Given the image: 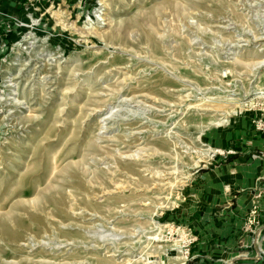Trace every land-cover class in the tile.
Listing matches in <instances>:
<instances>
[{
  "label": "rangeland",
  "instance_id": "1",
  "mask_svg": "<svg viewBox=\"0 0 264 264\" xmlns=\"http://www.w3.org/2000/svg\"><path fill=\"white\" fill-rule=\"evenodd\" d=\"M262 249L264 0L0 3V264Z\"/></svg>",
  "mask_w": 264,
  "mask_h": 264
},
{
  "label": "crops",
  "instance_id": "2",
  "mask_svg": "<svg viewBox=\"0 0 264 264\" xmlns=\"http://www.w3.org/2000/svg\"><path fill=\"white\" fill-rule=\"evenodd\" d=\"M3 1L4 0H0V3L3 2ZM239 242H240V240L239 241H233V240L231 241V240H229L228 242H226V244L228 246L227 249H232L233 246L237 245ZM242 247L243 246H239L240 249H242Z\"/></svg>",
  "mask_w": 264,
  "mask_h": 264
},
{
  "label": "bare ground",
  "instance_id": "3",
  "mask_svg": "<svg viewBox=\"0 0 264 264\" xmlns=\"http://www.w3.org/2000/svg\"><path fill=\"white\" fill-rule=\"evenodd\" d=\"M176 259L179 260V262H178V263H175V264H185V263H184V262H185V261H184V260H185V257L177 256Z\"/></svg>",
  "mask_w": 264,
  "mask_h": 264
},
{
  "label": "built area",
  "instance_id": "4",
  "mask_svg": "<svg viewBox=\"0 0 264 264\" xmlns=\"http://www.w3.org/2000/svg\"><path fill=\"white\" fill-rule=\"evenodd\" d=\"M256 212H257V209H253V210H251V215H255ZM189 242H190V241H189ZM262 250H263V249H262ZM261 252H263L262 259H263V264H264V250L261 251ZM187 254H188V253H187Z\"/></svg>",
  "mask_w": 264,
  "mask_h": 264
},
{
  "label": "trees",
  "instance_id": "5",
  "mask_svg": "<svg viewBox=\"0 0 264 264\" xmlns=\"http://www.w3.org/2000/svg\"><path fill=\"white\" fill-rule=\"evenodd\" d=\"M233 158V157H232ZM235 158V157H234ZM232 160V159H231ZM187 264H193V263H191V262H189V263H187Z\"/></svg>",
  "mask_w": 264,
  "mask_h": 264
}]
</instances>
